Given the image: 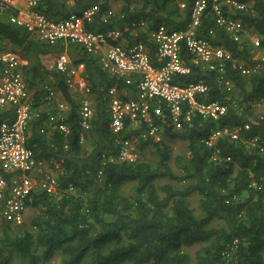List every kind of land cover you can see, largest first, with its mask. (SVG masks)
I'll return each instance as SVG.
<instances>
[{
    "label": "trees",
    "instance_id": "trees-1",
    "mask_svg": "<svg viewBox=\"0 0 264 264\" xmlns=\"http://www.w3.org/2000/svg\"><path fill=\"white\" fill-rule=\"evenodd\" d=\"M111 1L77 0L68 5L65 0H41L37 10L48 18L62 19L98 6L88 29H119L120 42L145 44L157 66L150 34L160 25L184 29L194 0H121L124 4L105 20ZM234 1L244 7L233 10L231 17L258 38V47L246 37L234 42L216 26L211 12L202 18L196 34L255 70L241 74L227 66V89L218 83L216 72L191 64L183 48L190 72L176 79L183 84L204 81L208 89L201 100L218 101L227 111L216 121L193 114L179 127L157 119L162 127L159 141L143 140L140 134L145 127L136 129L128 122L118 133L109 127L108 92L116 88L124 101L136 99L133 77L110 76L78 46L41 42L0 16V49L8 46L28 62L23 76L32 92L35 115L27 145L57 176L62 191L58 196L31 192L26 207L34 215L28 224H2L0 264H264V108L258 105L264 100V0ZM63 50L75 63H84L93 107L87 131L81 129L77 100L63 75L47 65L49 58ZM46 81L69 104L65 116L56 115L68 125L66 134L49 122L53 105L45 99ZM12 116L11 109L4 110L0 122ZM246 123L250 128L240 132L239 140L225 137L207 145L212 131ZM164 138L184 142V154L172 161ZM119 140L136 143L140 155L136 162L109 160L116 156ZM162 179L174 184L158 186ZM129 183H134L131 194L125 191ZM70 187L74 191L68 192ZM191 194L198 195L199 214L190 206ZM195 246L199 249L191 255L188 249Z\"/></svg>",
    "mask_w": 264,
    "mask_h": 264
},
{
    "label": "built area",
    "instance_id": "built-area-1",
    "mask_svg": "<svg viewBox=\"0 0 264 264\" xmlns=\"http://www.w3.org/2000/svg\"><path fill=\"white\" fill-rule=\"evenodd\" d=\"M41 0H0V16L15 26L24 28L37 40L49 44L62 43L76 45L85 54L96 58L103 72L116 77H133L136 80V99L124 101L116 88L108 92L109 127L113 133L120 132L125 123L136 129H145L140 137L145 140H161V123L179 127L181 121L187 123L191 115L218 120L225 115L227 108L218 101L201 100L207 92V84L202 81L181 83L176 77L190 72L185 64L182 49L186 50L189 62L201 68L214 71L217 81L230 89V81L225 78L226 67L249 74L255 69L233 59L231 53L221 47L213 46L208 40L198 37L197 28L202 18L211 12L216 26L223 28L230 38L241 43L246 37L254 47L259 40L251 35L242 23L231 17L233 10L244 6L234 0H194L190 10L189 22L184 29H169L163 25L150 34V41L159 65H154L145 44L138 42L126 45L120 42L121 32L117 28L104 31L88 29L99 8L90 6L74 12L62 19L48 18L37 10ZM73 5L77 0H65ZM180 8H184L181 3ZM112 13L104 14L105 19ZM106 20V19H105ZM28 62L12 49H0V113L11 109L10 121L0 122V227L3 223L20 227L25 223L26 200L31 192H44L58 196L62 191L57 176L49 170L47 163L34 157L27 145L29 123L35 112L32 109V92L29 91L23 68ZM48 68L63 75L67 87L76 93L79 124L83 131L90 127L93 117L90 87L85 80L84 63H75L67 50L53 55L47 61ZM45 99L52 104L56 91L44 84ZM264 104V100L262 101ZM67 103V102H65ZM261 103V102H260ZM258 105H261V104ZM61 114L48 113L49 122L63 134L69 127L63 122ZM250 128V124L234 128H219L210 134L207 145L220 138L239 140L240 132ZM44 132V128L41 129ZM83 139V138H82ZM256 139L250 141L256 145ZM116 156L110 161L136 162L140 155L137 145L131 140H119ZM258 146V145H257ZM263 151L262 148H260ZM105 157V154L102 155ZM108 158V157H106ZM68 192L74 191L71 187Z\"/></svg>",
    "mask_w": 264,
    "mask_h": 264
},
{
    "label": "rangeland",
    "instance_id": "rangeland-1",
    "mask_svg": "<svg viewBox=\"0 0 264 264\" xmlns=\"http://www.w3.org/2000/svg\"><path fill=\"white\" fill-rule=\"evenodd\" d=\"M123 4H124V2H122L121 0H116V1L112 0L111 3H110V10L113 13H116ZM256 55L258 57L262 56V54L260 52H257ZM51 80L52 79H50V81ZM45 84H49V82L46 81ZM42 88H43V86H42ZM70 92L73 95V97L75 98L76 97V93L73 92L72 90H70ZM260 104L261 105H259V106L264 108L263 102H261ZM52 105H53V108L50 110V112L56 111V113L62 114L64 116L68 113V111L70 109L69 105L67 103H65L64 100L61 98V96L58 95V94L53 99ZM259 110L262 111L261 109H259ZM164 141L171 148L172 161H173V159L176 156L184 154V152L186 150V145H185L184 142L177 141V140H170V139H167V138H164ZM157 182H158L157 183L158 186H160L162 184H165V183L174 184V182H170L168 179L158 180ZM133 186H134V183H129V184H127L125 186V191H126L127 194H131L132 193ZM189 201H190V206L194 210V212L196 214H199L200 213V209H199V206H198V195L197 194H191L190 197H189ZM33 215H34V211L33 210H28L27 211L26 217H25V224H28L29 219ZM25 227H27V226H25ZM198 249H199V246H195L193 248L188 249V251L190 252L191 255H194L195 251L198 250Z\"/></svg>",
    "mask_w": 264,
    "mask_h": 264
},
{
    "label": "clouds",
    "instance_id": "clouds-1",
    "mask_svg": "<svg viewBox=\"0 0 264 264\" xmlns=\"http://www.w3.org/2000/svg\"><path fill=\"white\" fill-rule=\"evenodd\" d=\"M179 5H180V4H179ZM8 49H10V48H8ZM49 59H50V58H49ZM49 59H48V60H49ZM69 90H70V89H69ZM75 99H76V97H75ZM67 104H68V103H67ZM68 105H69V104H68ZM56 114H57V113H56ZM61 115H62V114H61Z\"/></svg>",
    "mask_w": 264,
    "mask_h": 264
},
{
    "label": "crops",
    "instance_id": "crops-1",
    "mask_svg": "<svg viewBox=\"0 0 264 264\" xmlns=\"http://www.w3.org/2000/svg\"><path fill=\"white\" fill-rule=\"evenodd\" d=\"M2 19H5V18H2ZM6 20V19H5ZM6 45V44H5ZM5 47H7V48H10V47H8V46H5ZM11 49V48H10Z\"/></svg>",
    "mask_w": 264,
    "mask_h": 264
}]
</instances>
